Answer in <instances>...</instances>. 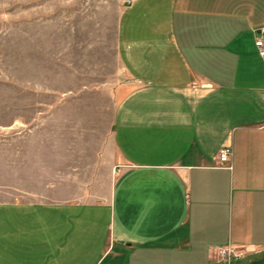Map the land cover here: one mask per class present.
<instances>
[{
  "label": "crops",
  "instance_id": "0c3cea01",
  "mask_svg": "<svg viewBox=\"0 0 264 264\" xmlns=\"http://www.w3.org/2000/svg\"><path fill=\"white\" fill-rule=\"evenodd\" d=\"M262 28L264 0H133L106 195L0 201V264H215L223 246L264 250Z\"/></svg>",
  "mask_w": 264,
  "mask_h": 264
},
{
  "label": "rangeland",
  "instance_id": "374dc122",
  "mask_svg": "<svg viewBox=\"0 0 264 264\" xmlns=\"http://www.w3.org/2000/svg\"><path fill=\"white\" fill-rule=\"evenodd\" d=\"M132 2L0 0V201L106 195L114 114L132 76L119 39ZM212 256L236 264L264 250Z\"/></svg>",
  "mask_w": 264,
  "mask_h": 264
},
{
  "label": "built area",
  "instance_id": "2783aa9c",
  "mask_svg": "<svg viewBox=\"0 0 264 264\" xmlns=\"http://www.w3.org/2000/svg\"><path fill=\"white\" fill-rule=\"evenodd\" d=\"M261 33H264V28H262ZM258 48L260 49V53L261 55L264 56V37L260 38L259 40H257L256 42ZM231 154L232 152L227 149L224 148L220 151V158L221 161L224 162H229L230 158H231ZM254 248L250 247V246H243L242 248H236L235 246H223L219 248V252L221 254V257L223 259H231V258H240L243 257V255L246 253V251L248 250H252Z\"/></svg>",
  "mask_w": 264,
  "mask_h": 264
}]
</instances>
